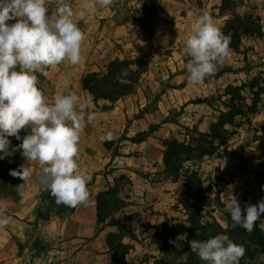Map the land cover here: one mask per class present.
Returning <instances> with one entry per match:
<instances>
[{
    "label": "rangeland",
    "instance_id": "obj_1",
    "mask_svg": "<svg viewBox=\"0 0 264 264\" xmlns=\"http://www.w3.org/2000/svg\"><path fill=\"white\" fill-rule=\"evenodd\" d=\"M228 1L223 0L222 4L230 6ZM65 2L69 5L73 2L74 9L80 15L77 23L86 36L82 44L85 61L79 65L64 61L55 68H46L44 71L47 75L37 72V86L44 92L50 105L54 103L56 95H67L69 92L78 96L80 104H85L79 155L92 152L95 159L92 163L97 169L93 174L108 173L109 175L105 188L107 185L113 187L114 201L103 210L105 214L109 213L106 221L113 217L118 224L123 223L129 227L131 218L129 211L133 209L130 204H138L142 201L145 195L143 183L153 185L157 181L169 180L173 191L171 207L175 219V223L171 222L169 225H174L179 233H185L189 222L181 204L185 199L181 178L184 170L188 168L197 172L202 186L207 189L206 205L201 207L200 221L206 223L214 220L219 225L216 234L208 233L204 240L221 234L231 239L233 234L222 213L230 194L237 198L242 215H246L243 211L246 206L256 205L264 200V90L260 93L255 112L236 116L233 125H225L228 131L226 138L223 143L217 144L213 154L190 159H186L183 154L180 155L177 174L170 170H165L168 174L161 173L157 165L163 154V138L182 141L187 140L190 134L196 137L194 130L207 131L209 124L219 117V112L226 110L223 103L228 100L229 95L223 92L227 86L234 87L243 83L240 93L246 97V102H249L251 93L246 84L254 77L264 86V62L258 63L256 60L253 63L251 57L244 55L239 58L242 62L237 64L232 62L230 55L222 65L218 66V68L227 67L225 71L216 77H206L202 84L191 85L188 83L189 73L186 69L191 57L184 53L188 37L173 44V48L155 50L156 43L153 42L152 35L157 17V0H116L113 6L97 5L95 11L91 12L84 7V0H65ZM46 7L48 16L52 22H55L59 16L58 0H52L51 3L46 4ZM112 17L115 22L132 20L134 37L129 36L127 42L107 41L105 38L109 19ZM120 35L125 36L123 33L119 34V37ZM137 38L139 40H136ZM135 41L143 48V53L134 52L135 48L132 49L133 46L126 44ZM240 51L245 52L244 49ZM144 54L146 58L143 57ZM134 57L145 60L146 70L140 74L133 91L123 95L117 102H109L105 99L94 100L83 88L81 84L83 74L91 71L103 72L108 61L115 58ZM137 94L138 96L133 98ZM124 97H130L131 100L126 101ZM114 103L128 114L125 119L120 113L106 114L102 109L103 105L110 107ZM77 111L80 112L79 107ZM89 112H95L96 118L89 121L87 119ZM104 121L112 122L108 127H103ZM149 126L154 128V132L145 138L141 146L134 144L133 139L138 138L140 132L147 130ZM108 132L113 134L115 143L107 152L101 145L105 140H101L100 137ZM9 151H11L10 147ZM10 157L0 159L1 177L6 176ZM23 165L32 172L30 180L24 183L21 189L23 194L15 200L0 192V203L4 204L6 209L3 216L10 219L9 225L0 229V236L4 235L8 243L16 247V253L23 256L22 264H58L69 256L67 252L63 253L59 250L66 248L67 251L75 252L77 248H81L78 247L79 243L85 242L79 240L77 247L73 243L68 249L69 245L63 232L67 222L64 221L63 216L72 208L63 204L57 205L51 193L48 195L49 189L44 175V167L47 165L41 166L38 161L27 159ZM85 177L87 181L90 179ZM239 177L250 180V185L242 190L241 195L234 194L232 188L224 192L217 191L218 188L223 187L225 179L234 182L233 180ZM39 209L41 218H38ZM257 224L264 234V214H261ZM162 225L154 231L158 248L162 243V238L158 234ZM91 235L89 240L95 239L96 234ZM95 241L96 252L105 254L112 253L109 249L111 244H129L119 240L118 230L105 232L102 240ZM3 244L11 254L9 245L5 242ZM160 251L158 257L154 259H150L147 254L141 255L140 264H180L186 256L184 253H178L174 245L169 247L168 252L161 249ZM196 256L202 264H207L198 255ZM105 258H99L98 262L94 261L92 264L109 263V258L108 260ZM2 262L5 261L0 259V263ZM242 264H264V253H258L252 260L245 259Z\"/></svg>",
    "mask_w": 264,
    "mask_h": 264
},
{
    "label": "clouds",
    "instance_id": "obj_2",
    "mask_svg": "<svg viewBox=\"0 0 264 264\" xmlns=\"http://www.w3.org/2000/svg\"><path fill=\"white\" fill-rule=\"evenodd\" d=\"M51 2L0 0V153L3 154L0 159L22 149L28 161L47 165L44 175L56 204L75 208L90 203L87 179L79 171L76 160L84 127L85 104H80L78 96L69 92L67 95H56L50 105L37 86L36 73L47 75L46 68H55L64 61L72 65L83 64L82 44L86 36L74 22L73 10L65 0H58L59 16L52 22L46 7ZM115 2L84 0V7L91 12L97 5L110 7ZM10 20L16 22L7 23ZM229 43V38L214 24L208 13L200 16L184 49V53L191 57L186 64L188 83L199 85L206 77L214 75L218 66L231 55ZM95 118L96 113L89 112L87 119L91 121ZM25 128H30V134L9 151L11 141L8 137L15 136L20 140L19 132ZM100 139L110 141L113 134L108 132ZM9 174L23 181L17 185L18 191L32 176L31 169L25 165L18 170H10ZM5 210V205L0 203V229L10 223V219L3 216ZM224 211L230 214L233 227L241 226L252 232L261 214H264V200L246 206L243 210L246 215H242L237 198L230 194ZM184 242L207 264H239L246 252L243 245L234 243L223 234L200 241L188 240V234L184 233L169 241L177 249H182Z\"/></svg>",
    "mask_w": 264,
    "mask_h": 264
},
{
    "label": "crops",
    "instance_id": "obj_3",
    "mask_svg": "<svg viewBox=\"0 0 264 264\" xmlns=\"http://www.w3.org/2000/svg\"><path fill=\"white\" fill-rule=\"evenodd\" d=\"M157 1V17L155 18V26L153 28L152 35L153 42L156 43L154 45L155 50H164L166 47L173 48V44H176L181 39L188 37L192 32L193 25L204 13H208L212 17L214 24L220 29L223 22L233 14L251 13L259 16L262 35L260 37L242 35L238 49L230 48L232 62L239 64L242 62L239 58H242L244 55L249 58L251 57L254 60L253 63H255L256 60L258 63L264 62V0H229L227 3H230V6H224L222 4L223 0ZM70 7L74 13L73 20L79 27V23L77 22H79L80 15H78L74 9L73 2H71ZM109 21L110 23L108 25L107 37L105 38L107 41H111V43H113L116 40L121 42L125 40L123 42H127L126 39L129 36H132V38L134 37V34L132 33V20L115 22L112 17ZM15 22L16 20H10L7 23L12 24ZM122 33L125 36L120 35L119 37V34ZM136 40L139 39L137 38ZM126 44L133 46L131 48H135L134 52L143 53V48H141L139 43L136 41L135 43L130 42ZM242 49H244L245 52H241L240 50ZM147 53H149V51H147ZM143 57L146 58L145 54ZM136 96H138V94L134 95L133 98ZM121 98L122 97L118 99L120 100ZM118 99L115 101L117 102ZM128 99L131 100L130 97L125 100L127 101ZM104 112L106 114L114 112L118 114L120 113L123 119L128 116L126 112L119 109L116 103L111 105L109 108L104 109ZM111 122L112 121H104L102 126L108 127ZM152 132H154V130ZM152 132H150L146 137H149ZM145 138L140 141H134V144L141 146L142 142L145 141ZM114 143L115 142L112 144ZM101 145L103 147V143H101ZM110 147L103 148L108 152ZM94 161L95 159L92 152L80 154L79 160L77 161L80 172L83 173L84 176L90 178L87 181V188L90 193V203L88 205H79L75 208L67 210L63 216L64 221L67 222L63 232L65 234V240L69 245L68 249L73 243L77 247V242L79 240L85 243H79L78 247L81 246V248H77L75 252L67 251L66 248L64 250H59V252H67L69 256L66 260H63L58 264H92L94 261L98 262L99 258L105 257L109 258V263H106L111 264L112 253H97L95 250V240H102L105 232L117 231V227L107 224L106 219L103 222L97 221L96 194L106 187V184L109 181V175L108 173L93 174V171L97 170L96 167H94V163H92ZM157 166L161 173L168 174V172L165 171L166 169L161 157L158 160ZM137 175L140 177L139 174ZM223 177H225V175H223ZM233 181L234 182H231V180L225 179V181H223V187L219 188L220 190L217 191L224 192L232 188L234 194L241 195L240 193L242 190L250 185V180H243L241 177L235 178ZM143 186L145 189V195L142 197V201L138 204H130V207L133 209L129 211L131 214L129 227L133 236H119V240L121 242H128L130 245V248L126 252L124 258L127 262L132 264H140L139 259L143 254H147L150 259L157 258L161 251L156 245L154 233L155 229L163 223L168 225L171 224V222L175 223V219L173 217L174 211L171 207L173 204V191L169 180L157 181L153 185H144L143 183ZM94 233L96 234L95 239L89 240L92 236L91 234ZM4 242L9 245L12 251L11 254L8 252V249L4 247ZM16 250L17 249L14 245L10 244V242L8 243V239H6L4 235L0 236V259L5 261L0 264H22L21 258L23 256H19V254L16 253ZM108 258L105 259L108 260Z\"/></svg>",
    "mask_w": 264,
    "mask_h": 264
},
{
    "label": "trees",
    "instance_id": "obj_4",
    "mask_svg": "<svg viewBox=\"0 0 264 264\" xmlns=\"http://www.w3.org/2000/svg\"><path fill=\"white\" fill-rule=\"evenodd\" d=\"M221 32L227 36L230 40L229 47L231 49H238L240 44L241 35L260 37L262 35L260 18L257 15L251 13L233 14L230 18L226 19L221 27ZM134 65V67H131ZM227 67L218 68L212 77H216L222 71H225ZM146 70V62L142 58L134 57L130 59H118L108 61L103 72H87L81 76V84L83 88L92 95L94 100L105 99L109 102H113L116 99L122 97L133 91L134 85L137 83L140 74ZM249 87L251 98L249 102H246V97L240 93V90L244 84L238 86H227L223 92L225 95H229V98L223 105L226 107L225 111L219 112V117L216 121L209 124L207 131H197L194 137L189 135L187 140L178 141L175 138H163L162 144L164 146L162 161L165 169L177 174L179 169L178 158L180 155H185L186 159L193 157H201L203 155H211L215 152L216 146L219 143H223L227 128L225 125H233L234 118L236 116H245L247 114L256 111L257 103L260 100V93L264 90V86L260 85L258 80L254 77L246 84ZM41 89V88H40ZM109 105H103L102 109H107ZM154 128L149 126L147 130L141 131L138 138L134 141H140L144 139ZM30 134V128L21 129L19 135L20 140H17L15 136L8 137L11 141L10 148H16L22 143L23 137ZM113 140L103 141V146L109 148ZM23 150L15 151L6 167V176H0V192L4 195L10 196L13 199H18L21 194V189L18 191L17 185L23 183L18 177L11 176L10 170H18L21 165L24 164L26 158L22 154ZM182 187L184 189L185 199L181 202L184 212L186 214L189 227L185 233L188 234V240H204L211 234H216L219 225L216 221L203 223L200 221L201 207L206 205V192L207 189L202 186V181L199 178L197 172L193 169L186 168L182 174ZM217 190H220L219 188ZM114 189L110 185L107 188L100 190L96 194V210L97 221L103 222L109 213H104L103 210L109 207L111 201H114ZM50 195V190L48 191ZM110 197V199H107ZM223 215L227 220V224L233 234L231 240L239 245H243L246 249L245 255L240 259L239 264H242L245 259L252 260L258 253H264V234L259 225L255 224L252 232L246 231L241 226L233 227V221L229 213L222 210ZM39 209L38 218L42 216ZM107 224L117 227L119 236L132 237L133 233L129 227H126L123 223L120 225L118 221L111 217L107 220ZM162 229L158 230L162 243L159 248L162 251L169 250V247L173 244L169 243L170 240H174L179 233L174 225H168L164 223ZM196 233H199L198 235ZM130 245L126 243H118L116 245H110L109 249L112 251L111 264H130L124 258L126 252L129 250ZM178 253L186 254L184 260L180 264H202L197 258V254L193 252L189 244L184 242L182 249H177Z\"/></svg>",
    "mask_w": 264,
    "mask_h": 264
}]
</instances>
